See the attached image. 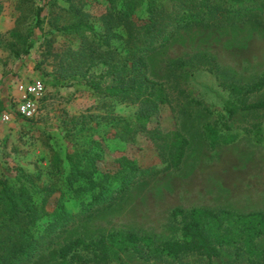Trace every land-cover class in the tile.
Masks as SVG:
<instances>
[{
	"label": "rangeland",
	"instance_id": "374dc122",
	"mask_svg": "<svg viewBox=\"0 0 264 264\" xmlns=\"http://www.w3.org/2000/svg\"><path fill=\"white\" fill-rule=\"evenodd\" d=\"M132 1L131 19L141 24L147 0ZM225 1L231 15L245 13L251 2ZM125 2L115 0L116 8ZM110 8L108 0H0V182L14 192L29 188L37 209L32 232L45 244L19 264H55L66 243L117 232L182 239L177 209L264 213V109L229 118L224 105L264 100V88L251 89L264 74V24L251 16L237 25H190L146 58L148 76L163 85L170 102L149 128L165 143L176 133L188 140L182 163L158 173L168 153L164 157L141 131L140 103L94 92L85 82L62 83L56 72L57 54L91 36L74 31L76 22L85 15L99 31ZM35 80L46 90L37 115L25 119L17 111L18 85ZM208 126L237 139L213 148ZM257 244L264 249V239ZM153 254L127 251L122 264H248L245 255L234 261L231 248L211 263L199 254L176 260Z\"/></svg>",
	"mask_w": 264,
	"mask_h": 264
},
{
	"label": "trees",
	"instance_id": "16d2710c",
	"mask_svg": "<svg viewBox=\"0 0 264 264\" xmlns=\"http://www.w3.org/2000/svg\"><path fill=\"white\" fill-rule=\"evenodd\" d=\"M108 1L111 8L102 17L103 27L99 31L85 15L76 22L74 31L84 30L91 36L84 37L77 48L67 47L57 54L56 72L62 83L85 82L94 92L140 103V129L149 135L164 157V151L168 153L165 159L167 166L158 172L166 173L182 163L188 140L176 133L169 136L165 143L158 129L149 128L160 106L170 102L163 85L148 76L146 58L190 25H237L251 16L264 24V0H251L245 13L237 11L232 15L225 11L228 4L225 0H161L158 4L147 0V17L141 24L140 20L135 22L131 19L137 8L132 0H126L119 9L115 0ZM170 2L175 3L176 8H169L167 4ZM41 11H38V24L41 23ZM160 39L165 41L159 45ZM106 81L110 83L103 87ZM263 88L264 74L251 89L257 91ZM224 105L229 118H233L240 112L264 109V100L241 105L226 101ZM205 137L213 148L230 145L237 139L235 136L223 138L209 126L205 129ZM51 162L56 170L61 169L62 161L56 154ZM121 193L120 197L125 194L124 191ZM101 198V195L96 196L93 205ZM46 202L47 197L43 199V204ZM173 215L183 216L182 239L158 242L153 237L131 232L111 233L89 242L76 239L60 249L59 261L55 264H112L114 261L122 264L123 253L134 251L141 254L145 249L154 253L155 257L166 256L172 260L199 254L211 263L223 249L229 248L235 250L234 261L239 262L245 255L248 264H264V249L260 250L257 244L264 239L263 212L237 213L193 208L188 213L177 209ZM36 219L37 209L29 188L24 185L14 192L6 183L0 182V264H19L44 247L45 244L32 232Z\"/></svg>",
	"mask_w": 264,
	"mask_h": 264
},
{
	"label": "built area",
	"instance_id": "2783aa9c",
	"mask_svg": "<svg viewBox=\"0 0 264 264\" xmlns=\"http://www.w3.org/2000/svg\"><path fill=\"white\" fill-rule=\"evenodd\" d=\"M45 90L46 86L41 80L18 85L20 100L17 111L23 118L33 119L37 115L39 101L44 96Z\"/></svg>",
	"mask_w": 264,
	"mask_h": 264
}]
</instances>
